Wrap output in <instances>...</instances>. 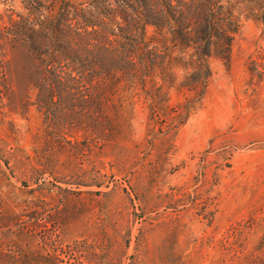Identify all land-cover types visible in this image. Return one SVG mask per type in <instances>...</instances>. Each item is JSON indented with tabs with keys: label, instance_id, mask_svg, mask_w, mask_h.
Here are the masks:
<instances>
[{
	"label": "rangeland",
	"instance_id": "rangeland-1",
	"mask_svg": "<svg viewBox=\"0 0 264 264\" xmlns=\"http://www.w3.org/2000/svg\"><path fill=\"white\" fill-rule=\"evenodd\" d=\"M260 34L243 19L199 102L169 88L160 114L139 105L106 134L85 118L54 128L35 93L10 104L0 72V205L18 213L0 222V259L264 264Z\"/></svg>",
	"mask_w": 264,
	"mask_h": 264
},
{
	"label": "trees",
	"instance_id": "trees-1",
	"mask_svg": "<svg viewBox=\"0 0 264 264\" xmlns=\"http://www.w3.org/2000/svg\"><path fill=\"white\" fill-rule=\"evenodd\" d=\"M243 19L264 39V0H0L4 94L18 106L35 93L54 128L85 118L106 134L139 105L160 114L169 88L199 102ZM17 216L0 205V222Z\"/></svg>",
	"mask_w": 264,
	"mask_h": 264
}]
</instances>
